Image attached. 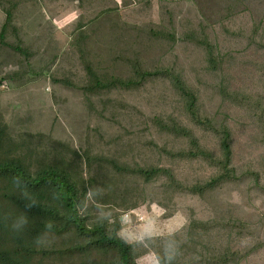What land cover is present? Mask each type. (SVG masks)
Here are the masks:
<instances>
[{
  "label": "rangeland",
  "instance_id": "rangeland-1",
  "mask_svg": "<svg viewBox=\"0 0 264 264\" xmlns=\"http://www.w3.org/2000/svg\"><path fill=\"white\" fill-rule=\"evenodd\" d=\"M7 14L1 160L18 158L31 171L51 164L88 183L83 213L119 221L118 235L133 246L137 264H223L218 257L229 251L238 256L228 264H264V189L242 175L251 166L264 182V0H0V30ZM203 38L221 57L219 75ZM134 58L146 68L172 67L197 91L202 110L229 125L239 179L203 194L184 189L216 168L205 158L180 156L187 139L163 127L190 126L203 147L221 151L216 136L189 119L166 78L133 88L90 86L91 70L104 80L131 76ZM108 159L132 169H170L178 185L165 175L145 182L118 173ZM3 190L0 181V219L19 216ZM174 240L179 249L169 261ZM77 242L73 233H44L28 264L113 260L97 251L84 257L73 248Z\"/></svg>",
  "mask_w": 264,
  "mask_h": 264
},
{
  "label": "trees",
  "instance_id": "trees-1",
  "mask_svg": "<svg viewBox=\"0 0 264 264\" xmlns=\"http://www.w3.org/2000/svg\"><path fill=\"white\" fill-rule=\"evenodd\" d=\"M9 18L10 15L7 14V22L0 30V41ZM262 42L264 47V41ZM199 43L205 49L206 59L211 70L218 72L219 75L221 57L216 53L215 44L207 38L199 39ZM14 48L25 52L19 46L14 45ZM132 70L131 76L112 77L108 80L100 78L91 70L92 83L90 86L133 88L150 77H164L182 97L183 109L189 119L194 124L201 126L203 130L213 133L219 141L221 152L217 155L201 145L190 126L182 124L169 126L166 124L167 127L166 125L163 127L165 130L187 139L189 148L179 152L180 156L186 159L205 158L216 168L217 173L204 182L184 186V189L203 194L224 182L239 179L240 176L236 174L233 165L231 128L226 122H216L213 117L202 110L197 91L189 86L183 76L172 67L146 68L143 61L138 58L132 60ZM220 87L225 96L231 95L223 82ZM91 162L93 161L90 159V164ZM108 162V166H112L118 173L136 174L141 176L145 182H150L159 175H165L171 185H178V180L170 169L154 166L132 169L120 165L116 161H110V159ZM242 175L252 177L255 185L264 189L260 171L248 166L242 171ZM0 181L4 185L2 193L4 200L19 213H24L29 221L25 226L26 229L18 234L12 228V224L18 216L12 215V217L5 218L2 216L0 219V264H28L30 256L36 252L37 240H40L45 232L56 235L73 233L78 241L73 248L83 253L84 257L85 254L97 251L104 255H113V260L108 261L109 264H137L133 246L118 235L121 228L119 221L111 223L102 218L91 220L87 213H83V205L88 195V183L74 182L68 171L58 169L51 164L42 163L35 171H31L18 158L0 159ZM28 201H35L36 204L28 208L26 207ZM238 227L242 228L239 224ZM24 244H27V247H24ZM237 256L236 252L229 251L218 258L223 264H228Z\"/></svg>",
  "mask_w": 264,
  "mask_h": 264
},
{
  "label": "clouds",
  "instance_id": "clouds-1",
  "mask_svg": "<svg viewBox=\"0 0 264 264\" xmlns=\"http://www.w3.org/2000/svg\"><path fill=\"white\" fill-rule=\"evenodd\" d=\"M35 201H28V203L26 204V207L30 208L33 205H35ZM29 223L27 216L24 213H20V215L14 220L13 224H12V228L16 233H22L26 228L25 226ZM47 233V232H45ZM50 233V232H49ZM150 235V233H149ZM178 249H179V244L177 241L174 240V244L172 249L169 251L167 259L169 261L173 260L175 258V256L178 253ZM157 264H160V261H157Z\"/></svg>",
  "mask_w": 264,
  "mask_h": 264
},
{
  "label": "crops",
  "instance_id": "crops-1",
  "mask_svg": "<svg viewBox=\"0 0 264 264\" xmlns=\"http://www.w3.org/2000/svg\"><path fill=\"white\" fill-rule=\"evenodd\" d=\"M89 88H90V87H89ZM89 88H88V89H89ZM4 126H5L4 123L1 122V123H0V140H1L2 137H3V131H2V129H4Z\"/></svg>",
  "mask_w": 264,
  "mask_h": 264
}]
</instances>
